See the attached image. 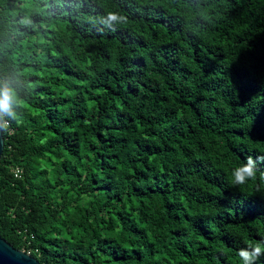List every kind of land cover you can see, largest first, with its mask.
Here are the masks:
<instances>
[{
	"label": "trees",
	"instance_id": "16d2710c",
	"mask_svg": "<svg viewBox=\"0 0 264 264\" xmlns=\"http://www.w3.org/2000/svg\"><path fill=\"white\" fill-rule=\"evenodd\" d=\"M5 85L0 237L15 249L243 264L264 248V162L232 176L264 157V0H0Z\"/></svg>",
	"mask_w": 264,
	"mask_h": 264
},
{
	"label": "clouds",
	"instance_id": "9594fccd",
	"mask_svg": "<svg viewBox=\"0 0 264 264\" xmlns=\"http://www.w3.org/2000/svg\"><path fill=\"white\" fill-rule=\"evenodd\" d=\"M125 19L126 18L121 17L116 12H109L107 15V20L109 22L121 23ZM16 99L15 90L10 85H5L3 88H0V120H3L5 116L15 117L16 113L12 109ZM0 130L7 133L8 124H0ZM257 160L264 162V157L253 159L252 156H248L244 164L233 170L232 176L234 184H245L256 175ZM238 255L243 261V264H255V261H257L261 255H264V248L259 245L251 247L250 249L241 248Z\"/></svg>",
	"mask_w": 264,
	"mask_h": 264
},
{
	"label": "water",
	"instance_id": "95a60500",
	"mask_svg": "<svg viewBox=\"0 0 264 264\" xmlns=\"http://www.w3.org/2000/svg\"><path fill=\"white\" fill-rule=\"evenodd\" d=\"M0 124H2L0 120ZM4 149L3 131L0 130V160ZM0 264H40L33 256L23 250L15 249L0 237Z\"/></svg>",
	"mask_w": 264,
	"mask_h": 264
},
{
	"label": "built area",
	"instance_id": "2783aa9c",
	"mask_svg": "<svg viewBox=\"0 0 264 264\" xmlns=\"http://www.w3.org/2000/svg\"><path fill=\"white\" fill-rule=\"evenodd\" d=\"M15 176H16V177H19V176H20V170L16 169V171H15Z\"/></svg>",
	"mask_w": 264,
	"mask_h": 264
}]
</instances>
